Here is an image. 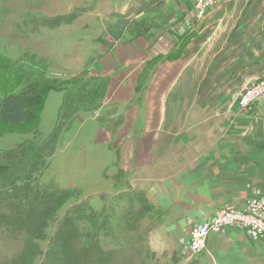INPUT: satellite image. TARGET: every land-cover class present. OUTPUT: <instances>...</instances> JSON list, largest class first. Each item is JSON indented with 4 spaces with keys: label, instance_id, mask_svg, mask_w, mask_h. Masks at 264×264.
Segmentation results:
<instances>
[{
    "label": "crops",
    "instance_id": "1",
    "mask_svg": "<svg viewBox=\"0 0 264 264\" xmlns=\"http://www.w3.org/2000/svg\"><path fill=\"white\" fill-rule=\"evenodd\" d=\"M158 4L155 22L163 31L137 33L131 42V34L118 26L102 29L97 36L103 38L102 45L108 47L117 38L120 47L113 44L110 55L95 54L94 63L86 65L95 66L93 75L105 66L115 67L106 79L102 106L112 105L109 120L119 128L118 138L131 136V190H142L155 206L148 218L159 219L171 234L174 249L184 257L180 264H264V236L249 228L225 227L209 234L205 250L192 255L190 249L194 226L208 224L225 207L246 210L252 202H264V100L246 112L236 109L242 87L264 78V0H218L201 19L195 15L194 0ZM125 5L128 0L71 3L69 11L60 14L70 22L50 33L85 38L82 30L93 19ZM253 14L261 16L257 24L250 19ZM228 21L233 23L226 29ZM184 33L186 39L193 34L185 48ZM158 55L163 59L158 77L148 78L143 69ZM138 84L146 87L143 106L135 102ZM148 100H155V112ZM154 113L158 122L153 123L160 129L153 131L149 114ZM87 120L82 114L70 136H77ZM158 131L159 137L149 136ZM100 172L106 180V173Z\"/></svg>",
    "mask_w": 264,
    "mask_h": 264
},
{
    "label": "rangeland",
    "instance_id": "2",
    "mask_svg": "<svg viewBox=\"0 0 264 264\" xmlns=\"http://www.w3.org/2000/svg\"><path fill=\"white\" fill-rule=\"evenodd\" d=\"M71 3L78 4L80 0H0V98L25 91L37 77L46 76L55 86L47 92L41 110L32 120L16 125L0 121L2 167L16 166L26 194L34 192L32 197H36V192L44 194L38 203L35 198L29 204L30 209L24 202L19 211L10 209L9 204L2 205L0 264H61V260H65L63 264H180L184 257L174 249L171 234L162 228L159 219L152 222L148 218L155 206L142 190H131V148L128 147L131 136L124 133L118 138L119 128H113L109 120L114 114L112 105L102 106L108 89L106 79L115 67L105 66V71L97 75L92 74L95 66L86 67L94 63L95 54L106 57L114 49L113 44L120 47L117 38L108 47L102 45L103 38L97 37L102 29L118 26L125 35L131 34L132 42L137 33L159 30L155 19L161 7L158 0H128V5L120 11L93 19L90 27L82 30L87 32L85 38H65L62 31L51 34L50 30L70 22L60 14L69 11ZM97 11L101 10L97 8ZM257 16L250 17L254 24ZM232 23L228 21L223 27L228 29ZM192 33L187 39L184 33V48ZM246 41L249 46H255L253 39ZM72 44L78 49L74 51ZM154 59L143 69L148 78L159 74L163 59L160 60V55ZM143 86L138 84L135 89V102L141 106L146 91ZM239 99L236 109L245 112L251 109L253 104L241 107ZM147 104L156 111L155 100H148ZM84 113L88 115L84 128L77 136H70V130L79 124L76 121ZM149 115H152L151 129H160L153 123L158 122L155 113ZM152 135L161 134L158 131L149 136ZM37 147L39 158L31 157V165H27L30 149ZM22 151L28 156H19ZM18 156L22 161L19 166L13 163ZM35 162L44 163L41 172L37 173L40 170L37 166L36 174L33 173ZM100 170L108 176L107 181ZM3 189L0 192L10 198L18 199L23 194ZM58 195L66 198L64 202L48 208L47 200L54 203ZM250 204L246 210L231 208L247 211ZM30 211L34 213L32 219ZM15 218L22 220L20 226ZM60 226L66 228L59 235ZM93 233L97 235L94 237ZM95 242L96 249L90 247Z\"/></svg>",
    "mask_w": 264,
    "mask_h": 264
},
{
    "label": "trees",
    "instance_id": "3",
    "mask_svg": "<svg viewBox=\"0 0 264 264\" xmlns=\"http://www.w3.org/2000/svg\"><path fill=\"white\" fill-rule=\"evenodd\" d=\"M50 83H51L50 79L47 78L46 76H42L41 78L37 77L30 85H28L26 87L25 91H23L21 93H10V94L4 96L3 98L1 97L0 98V121L16 125V124H24V123L32 120L35 117V115L37 113H39V111L41 110L47 92L49 90L55 88V86L52 85V83L51 84ZM77 126L78 125H76L75 127H73L70 130L71 134H74L75 130L77 129ZM47 146H44V147L48 148ZM42 150H43V148H42ZM29 153H30V155L28 158L29 161L26 163L27 165H31L30 161H32V158L34 160L35 156L37 159L40 156L38 147L34 148V149H30ZM19 156H21V157L26 156L27 157L28 154L23 153V151H22L19 154ZM19 156L15 158L14 161H16V162H13V163H16L17 166H19L22 163V161L19 159ZM0 165H1L0 166V190L3 191L4 190L3 188L6 187L8 189L15 190V192L21 191L20 193H23L17 199L15 197L10 198V197H8V195H5V194L0 192V209H3V207H2L3 204H5V205L9 204L10 209H18V207L20 209H22V206H20V204L22 202L27 203V209H30L29 204L31 202H33V200H35V198H37L35 203H38V201H40L41 198L43 199L44 194L41 191L39 193L36 192V197H32L31 193H34V192H31L30 194H26V192L24 190H22V187H21L22 184H20L21 174L18 172V170H17V172L15 171V168H16L15 165L9 164V165L2 167V161L0 162ZM34 165H36V166L33 169V171H34L33 173L36 174L35 172L37 171V166H40V170H38L37 173L41 172V170L44 166V163L36 164V162H35ZM2 173H4V174L2 175ZM5 182H9V183H5ZM15 184H19V185H15ZM65 199L66 198H64L63 196L58 195L56 200H54V203H53V200L52 201L47 200V204L49 205L48 208H51V209H52V207L54 208L56 206V204H60L61 202H64ZM12 202H16V203L12 204ZM18 203H19V205H18ZM18 211H19V209H18ZM18 211L15 212L16 213L15 215L18 214ZM30 213H31V211H30ZM30 213H28V214H30ZM33 214L34 213H31V217H30L31 219H32V217H34ZM36 216H37V214H36ZM30 218H29V220H30ZM14 221H17L19 226L22 222V220L18 219V218H15ZM25 222H27V221H25ZM94 225L96 227L98 226L97 223H95ZM65 228H62V226H60V228L58 230L59 235L63 231H65ZM96 235H97L96 233L95 234L93 233L94 237ZM54 243L55 242H53V245H54ZM96 243L97 242H95V245H91L90 247L96 249V246H98ZM60 247L63 249V246H60ZM90 247L87 249H90ZM61 262H62L61 264H63V262H65V260L64 261L61 260Z\"/></svg>",
    "mask_w": 264,
    "mask_h": 264
},
{
    "label": "built area",
    "instance_id": "4",
    "mask_svg": "<svg viewBox=\"0 0 264 264\" xmlns=\"http://www.w3.org/2000/svg\"><path fill=\"white\" fill-rule=\"evenodd\" d=\"M218 0H194V11L197 18H203L207 11ZM264 100V78L242 87L240 106L248 107L256 101ZM244 227L264 236V202H252L247 211H239L231 206L222 209L208 223L193 227L190 232V249L192 255L198 254L207 247L210 233H218L225 227Z\"/></svg>",
    "mask_w": 264,
    "mask_h": 264
}]
</instances>
